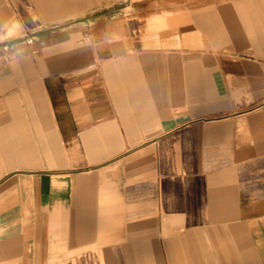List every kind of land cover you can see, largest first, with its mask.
I'll return each instance as SVG.
<instances>
[{"label":"crops","instance_id":"crops-1","mask_svg":"<svg viewBox=\"0 0 264 264\" xmlns=\"http://www.w3.org/2000/svg\"><path fill=\"white\" fill-rule=\"evenodd\" d=\"M24 1L0 264H264V0Z\"/></svg>","mask_w":264,"mask_h":264},{"label":"rangeland","instance_id":"rangeland-1","mask_svg":"<svg viewBox=\"0 0 264 264\" xmlns=\"http://www.w3.org/2000/svg\"><path fill=\"white\" fill-rule=\"evenodd\" d=\"M25 15L24 0H14L12 5L10 0H0V47L6 38L18 36L23 32L19 21L25 19Z\"/></svg>","mask_w":264,"mask_h":264}]
</instances>
